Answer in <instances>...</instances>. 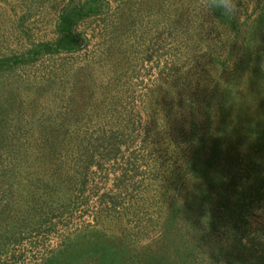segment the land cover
Masks as SVG:
<instances>
[{"label": "rangeland", "instance_id": "obj_1", "mask_svg": "<svg viewBox=\"0 0 264 264\" xmlns=\"http://www.w3.org/2000/svg\"><path fill=\"white\" fill-rule=\"evenodd\" d=\"M68 1L0 0V56L53 41ZM206 8V0H104L102 15L76 27L87 38L83 49L43 55L0 77L2 122L45 118L51 125L76 127L59 133L68 148L70 138L83 139L79 150L77 142L73 149L57 148L50 156L43 149L21 163L18 177L36 175L39 179L31 186L37 190L46 186L50 172L59 174L52 195L57 210L41 211V220L33 218L34 211L25 208L11 179L14 191L4 197L9 202L4 211L0 202V264H44L65 240L93 227L110 235L127 232L139 240L155 235L173 197L184 150L175 144L174 133L166 135L160 125L155 128L152 122L147 130L145 95L166 77L164 66H171L177 47L185 50L191 42L192 30L186 29L183 37L180 25L191 26L197 12V27L202 24L205 39L214 37ZM175 10L183 18L170 29ZM7 130L9 137L18 136L12 126ZM31 135L37 137L36 132L24 133L23 144ZM108 137L123 141L118 151ZM5 156L3 169L13 168L11 156L7 163ZM69 174L73 177L67 179ZM5 180L9 183V178L2 179L8 187ZM250 225L264 231V207L254 211Z\"/></svg>", "mask_w": 264, "mask_h": 264}, {"label": "trees", "instance_id": "obj_2", "mask_svg": "<svg viewBox=\"0 0 264 264\" xmlns=\"http://www.w3.org/2000/svg\"><path fill=\"white\" fill-rule=\"evenodd\" d=\"M210 3L206 0L205 15L214 37L205 39L202 24L197 27V12L191 26L180 25L183 37L186 29L192 30L191 42L185 50L177 47L171 66H164L166 77L145 95L147 130L152 122L155 128L160 125L166 135L175 134V144L184 150L172 183L173 197L155 235L139 240L127 232L80 230L44 264H264V231L250 225L254 211L264 207V0H238L241 13L234 18L211 11ZM104 11V0H69L58 16L57 37L33 43L22 53L0 56V77L43 55L83 49L87 38L77 25ZM177 11L170 17V29L183 18ZM34 117L28 123L0 120L5 125L0 128V202L4 211L9 204L4 197L13 195V179L25 208L41 220V211L57 210L52 195L59 174L50 172L44 178L46 186L37 190L31 185L39 178L18 177L17 170L43 149L50 156L59 148L73 149L77 142L81 144L74 147L79 150L83 139L70 138L68 148L61 133L76 127ZM11 126L18 136L6 135ZM35 132L37 137L31 135L23 144L24 133ZM105 139L115 151L123 143ZM3 155L6 163L11 156L14 169H3ZM7 178L8 187L2 183Z\"/></svg>", "mask_w": 264, "mask_h": 264}, {"label": "clouds", "instance_id": "obj_3", "mask_svg": "<svg viewBox=\"0 0 264 264\" xmlns=\"http://www.w3.org/2000/svg\"><path fill=\"white\" fill-rule=\"evenodd\" d=\"M209 9L213 12L218 10L223 17L234 18L241 13L238 0H211Z\"/></svg>", "mask_w": 264, "mask_h": 264}]
</instances>
